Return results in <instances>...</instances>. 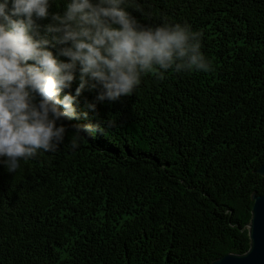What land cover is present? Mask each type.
I'll return each instance as SVG.
<instances>
[{
	"label": "trees",
	"instance_id": "16d2710c",
	"mask_svg": "<svg viewBox=\"0 0 264 264\" xmlns=\"http://www.w3.org/2000/svg\"><path fill=\"white\" fill-rule=\"evenodd\" d=\"M264 0H0V264H211L264 194Z\"/></svg>",
	"mask_w": 264,
	"mask_h": 264
},
{
	"label": "water",
	"instance_id": "95a60500",
	"mask_svg": "<svg viewBox=\"0 0 264 264\" xmlns=\"http://www.w3.org/2000/svg\"><path fill=\"white\" fill-rule=\"evenodd\" d=\"M264 174V163L258 169ZM252 217L249 223L250 248L242 254L227 253L211 264H264V194L252 196Z\"/></svg>",
	"mask_w": 264,
	"mask_h": 264
}]
</instances>
